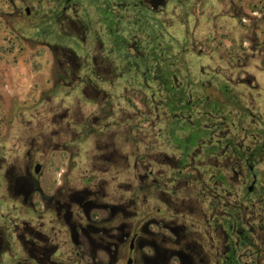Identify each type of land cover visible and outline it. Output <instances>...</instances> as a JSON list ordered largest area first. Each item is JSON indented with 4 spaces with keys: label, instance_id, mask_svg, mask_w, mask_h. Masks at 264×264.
Masks as SVG:
<instances>
[{
    "label": "flooded vegetation",
    "instance_id": "flooded-vegetation-1",
    "mask_svg": "<svg viewBox=\"0 0 264 264\" xmlns=\"http://www.w3.org/2000/svg\"><path fill=\"white\" fill-rule=\"evenodd\" d=\"M170 2L182 1L140 0L151 10ZM86 6L0 0V32L13 36L7 51L64 54L59 81L76 91L63 97L33 87L24 96L6 95L0 85V264H264V116L258 99L239 91L255 84L240 74L264 54L259 26L245 36L247 48L221 39L220 82L208 80L204 68L199 78L191 71L189 81L175 76L188 114L176 108L181 94L171 103L158 81L135 75L130 81L144 91L145 111H132L128 96L115 110L122 100L104 85L127 77L107 25L94 10L97 16L87 18ZM68 23L77 26L75 35L66 33ZM171 45L197 53L193 33L189 45L174 36ZM84 48L96 55H78ZM208 83L220 93L201 94ZM203 112L205 149L187 154L180 120L192 123ZM133 113L153 119L144 152L133 148Z\"/></svg>",
    "mask_w": 264,
    "mask_h": 264
},
{
    "label": "rangeland",
    "instance_id": "rangeland-1",
    "mask_svg": "<svg viewBox=\"0 0 264 264\" xmlns=\"http://www.w3.org/2000/svg\"><path fill=\"white\" fill-rule=\"evenodd\" d=\"M181 1V6L179 7L170 2L163 7L155 9V11L166 30L164 33L167 36L165 38L167 41L169 39L171 41L174 36L179 38L185 45H189L191 33L197 38V53H192V50L187 53L190 70L197 78L201 77L202 68H204L208 73L205 77H210L207 78L208 80H212L213 84L216 81L220 82L223 74L221 68V39H224L225 36H228L229 41L237 39L239 44L247 48L249 43L245 36L253 34L255 32V25H258L256 34L260 37L261 41L264 40V0ZM80 15H83L82 11L79 12L78 16ZM91 15L92 17L97 16L93 10L91 11ZM74 17L77 18L75 14ZM195 26H197L196 32H194ZM94 27L100 28L97 24ZM9 30H5L4 34L0 32V85L3 88L2 92L6 95L19 93L21 96H24L31 93L34 89L33 87H35L37 94L44 87H52L54 95L60 92H62L63 97H65L66 93L70 92L76 94L75 90L71 91L64 83H60L58 77L63 67L62 63L67 61V56L65 57L62 53L40 51L38 48L35 53L18 54L17 52H13V49L8 52L7 50L11 46H14L10 40L13 39V36L8 33ZM65 30L70 35H75L78 32V28L74 23H68ZM225 32L228 35L224 34ZM200 49L202 50L201 54L198 53ZM175 52L179 53L178 48H175ZM88 53L96 55L95 50L90 52L88 48L79 49L77 54L83 56ZM248 55L252 56V53ZM249 66L248 68H244L240 74V78L244 81L255 78V84L251 86V89H248L247 86H239V91L246 94L252 93L258 99V109H260L264 116V54L257 55L254 61L250 60ZM130 80L131 78L115 77L114 86L104 85V87L109 93L114 95V100H118V98L122 100L123 96H128L133 101L132 111L139 112L140 110L144 112V91L140 90L138 85L134 86ZM70 83L71 81L69 80L68 84ZM49 93L47 92V94ZM150 97L151 93H148L147 102L149 104L151 102ZM84 100L88 99L82 97V108L86 112L91 111L94 108L93 105L85 103ZM121 102V106L113 107V109L117 110L119 107L125 106L123 100ZM76 104L77 102L74 97L67 98L66 106L73 109ZM117 104L119 105V103ZM150 108L153 109L152 106ZM133 117V148L137 149L138 147L140 151L144 152V144L150 145L151 137L153 136L151 132L153 119L146 121L144 117H140V115L136 116L135 113H133ZM158 128L159 125L156 126V130ZM146 129H148L149 133L148 141H144V131ZM86 147V145H83V148L86 149ZM150 151L155 153L157 149L153 148ZM153 167L154 170L157 169L156 165ZM260 169L264 171V165L260 166ZM149 200L153 202L154 207L157 206V201L152 196H149Z\"/></svg>",
    "mask_w": 264,
    "mask_h": 264
},
{
    "label": "trees",
    "instance_id": "trees-1",
    "mask_svg": "<svg viewBox=\"0 0 264 264\" xmlns=\"http://www.w3.org/2000/svg\"><path fill=\"white\" fill-rule=\"evenodd\" d=\"M72 2L79 5L87 4L86 7L94 10L107 25V30L117 45L114 54L116 61L121 64V70L127 78H133L135 75L146 78L149 84L158 81L171 103H174V95L177 93L182 96L180 102H184L186 92L183 89L180 91L175 89V76L185 77L188 81L193 79L187 54L176 53L170 39L168 41L165 39L166 30L155 10L147 9L140 0H72ZM89 14L91 12L87 14V18ZM201 89L200 92L204 95L220 93L209 83ZM186 106L183 103L181 107L176 108L186 110L188 114L190 108ZM207 118L203 112L193 114L192 123L180 120V130L185 132L180 139L182 151L187 154H193L199 149L204 151Z\"/></svg>",
    "mask_w": 264,
    "mask_h": 264
}]
</instances>
